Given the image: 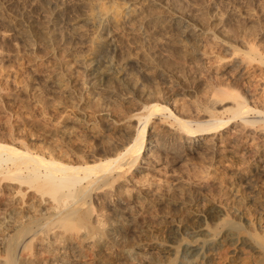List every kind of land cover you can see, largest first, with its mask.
<instances>
[{"label": "rangeland", "instance_id": "rangeland-1", "mask_svg": "<svg viewBox=\"0 0 264 264\" xmlns=\"http://www.w3.org/2000/svg\"><path fill=\"white\" fill-rule=\"evenodd\" d=\"M248 30L263 47L264 0H0V138L45 148L55 128L51 110L66 107L58 120L83 124L92 148L111 132L135 129L136 117L115 124L105 113L113 116L114 107L131 106L146 83L173 87L170 107L192 118L208 115L194 102L195 89L219 80H238L263 99L264 64L258 59L247 64L243 56ZM104 63L126 72L128 87L115 82V74L107 88L90 76ZM222 104L214 111L218 116L225 114ZM73 111L81 118L95 115L104 126L91 129L92 120L76 119ZM155 123L149 126L159 149L145 151L139 160L144 166L115 182L116 194L105 189L93 195L94 204L106 208L94 210L91 220H107L109 225L100 224L107 233L93 238L86 229L57 227L38 232L22 264H264V132L238 121L212 140L188 143L169 118ZM65 126L58 123L57 129ZM28 188L0 180V231L9 219L51 210L46 194ZM218 208L225 220L215 232L212 227L223 224L211 220ZM136 213L140 225L132 221Z\"/></svg>", "mask_w": 264, "mask_h": 264}, {"label": "bare ground", "instance_id": "bare-ground-1", "mask_svg": "<svg viewBox=\"0 0 264 264\" xmlns=\"http://www.w3.org/2000/svg\"><path fill=\"white\" fill-rule=\"evenodd\" d=\"M249 30L248 32L251 31ZM257 32L258 31H256V33ZM250 35H252L251 32L245 34V36L242 35L244 36V41L247 46L244 47L246 49H243L244 60H246L248 64V62L258 59L260 63L264 64V46L260 47V44L262 45L263 43L257 44V42L255 41L256 37H254L253 35V37H250ZM109 64H105L103 68L101 66V69H99V71H97L98 68H94L92 66L93 68L89 72L90 76L92 75V77H98L101 81L105 82L103 83V86L105 85L104 87L107 88L109 84L108 86H106V83L110 80L111 75L115 74L113 78L117 80L115 81L113 78L111 79L124 87H128V82L130 81H128L125 77L126 72L122 73V71H117V69L112 70ZM240 83L238 82V80L237 82H232L231 80L224 82L219 80L218 82H216V84H208L209 86L207 87V89H203L202 86V88L199 87V84L198 87L201 89L194 88L196 90V94L193 95L194 102H196L197 107H203V110L207 111L205 114L208 115L206 117L195 116L196 118H192L187 114H177L172 110L168 101L170 100V98H174L176 96V92L173 87L169 86L170 88H166V90H164L163 88H161L162 85L161 87H159L160 84H158V86H153L150 83H146V88L141 94L142 96L140 95V97H138V95L141 93L140 92L132 102L129 101L131 103V106L128 107L126 104L127 107H123L122 105L124 103L119 106H116L117 104H114V106L116 107H114V109L112 110L113 116L110 113H105L106 118L111 119V121L115 124L116 122H122L123 120L126 121L132 117H136L135 129L127 131L125 133L119 132L117 133V135H115L114 132H111L109 133V135H107L108 137L106 140L103 139L100 141H94L92 148H88L91 146H89V135L91 134H88L90 130L87 131L88 129L86 130V127L83 124L77 123L78 125L73 124L69 126L66 123H62L64 119L62 121L58 120V117L61 115V113H65V111L67 110L66 107L61 111V113L60 110H56L55 107L51 110V117L49 122L50 125L54 126L55 128L51 131L49 135L50 138L48 137L49 139H51V141H48L49 145H46V151L44 145L39 146V143L37 142L36 143L38 144V147L34 145L35 147L30 148L26 145L27 143L19 146L14 145L15 143L13 144L12 142H6V139L3 140L0 138V180L26 183L28 187H32L33 190L35 187L38 191L46 194L48 196L47 198H49L50 203L52 204L50 208L51 210L49 211L47 209L48 212L46 211V213H42L41 211H39L41 212V214H37V216H30L29 214V216H27L26 218H22L21 216L23 220L19 217L20 220L18 218H14V221L9 219V224L4 223L5 225L1 227L2 232H0L4 233L5 230L8 229L11 232L9 233V235H6L4 233L6 235H4L5 245L3 250H0L1 253L3 251V259L0 257V264H22V261L24 260L23 257L25 254V250L27 252L32 248V238L38 232L48 233V230L52 228H69L75 231L79 229H86V235L93 238H98L97 236L101 237L105 235L108 229L101 226L104 225L107 220H105L104 218L105 221H103L104 223L102 224V221H99L102 220L100 218L97 221V223L99 224L98 225L96 223H93V221L91 220V215L94 210L97 211L106 208V204L104 203L105 205H95L93 195H100L101 191L105 189H109L108 193H110V195L116 194L117 192L114 193L115 182H118L121 177L123 178L124 173H127V171L131 168L135 169L137 167L144 166L139 160L145 159L143 157V153L145 151V154H148V151L159 149L160 141L158 140V137H152L153 131L150 130L151 126H149L150 124H156L155 119L158 120V118H165L166 120L167 118H169L170 120H172L175 126H177V128L185 135V140H188V143L191 142L194 138L199 139L200 137L202 139H206L209 137V140H212L216 135H222L223 131H225L226 128L230 127L233 122L238 121H240L241 124L243 123L247 126L251 125L255 126V128L259 127L264 132V95L262 94V99L260 98L259 94H249V91L245 90L241 86L243 84ZM248 84L251 85L249 81L247 82V85ZM138 91L139 90H137L136 92ZM200 92L202 95L200 94ZM189 95L192 97L191 94ZM203 95L205 96V98L204 100H201L204 97ZM209 97L210 99H208ZM219 104H222L223 106L225 105V109L223 108L225 113H223L224 116H218L215 114L217 105ZM72 115L76 117V119H80L81 121L87 123L92 120L91 129L95 130L104 126L95 120V115H92L89 118H86L83 115V117L81 118V116H77L74 111L72 112ZM58 123L63 124V126L66 125L69 127L67 130L59 131L57 129ZM225 132H227V130ZM158 134L160 133L158 132ZM256 156H258L257 153H255L254 157ZM119 192L121 191L119 190ZM213 194L215 193L213 192L212 195ZM106 195L108 196V194ZM217 202L226 204L222 199H219ZM11 216H14V214ZM222 217L223 212L218 208L217 210H215L214 216L211 218V220L214 222L216 219H222L223 223L225 219H223ZM142 220L143 219L141 218V216L137 213L133 215L132 221H135L136 224L142 223ZM0 221L2 222V220ZM223 226L224 223H217L212 227V231L217 232L219 230L218 228ZM20 248L21 251H19Z\"/></svg>", "mask_w": 264, "mask_h": 264}]
</instances>
